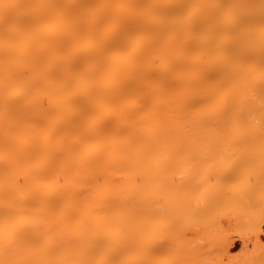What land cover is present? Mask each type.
<instances>
[{"label":"bare ground","instance_id":"obj_1","mask_svg":"<svg viewBox=\"0 0 264 264\" xmlns=\"http://www.w3.org/2000/svg\"><path fill=\"white\" fill-rule=\"evenodd\" d=\"M221 150L264 169V0H0V264H147L149 163Z\"/></svg>","mask_w":264,"mask_h":264},{"label":"rangeland","instance_id":"obj_2","mask_svg":"<svg viewBox=\"0 0 264 264\" xmlns=\"http://www.w3.org/2000/svg\"><path fill=\"white\" fill-rule=\"evenodd\" d=\"M242 151L245 152L239 150L241 154ZM247 152L246 149L245 153ZM197 154V157L195 154L194 157L185 154L172 157L170 155L155 156L161 160V164L154 168L151 167V163L148 165V174H152L153 169H156L154 172L161 179H159L160 182H157L158 186L164 179H173L178 182L181 179L180 183L186 180L191 181V184L194 183V193L192 194L195 197H192V200L195 203L188 196L189 192L190 196H193L191 195L193 190L186 193V189L191 185L189 187L187 185L188 188L186 187L185 190L179 189V187L178 190L174 187H172L174 190H168L162 189L165 187L162 184L161 189H159L160 187L159 190L157 189V194H153L155 191L152 192L154 186L150 179L145 188L147 189L148 206L147 219H145L147 221L145 222L147 264H247V262L264 264V169L258 166L255 161V163L248 161L246 164L240 165L247 158H245L246 156H236L239 155L236 152L234 155L236 159L242 160L240 163L236 161L240 168L236 174H229L230 172L226 173V170L227 168L230 170L232 167L227 165L233 158L230 157V154L222 151L219 155L211 154L207 158L206 156L200 158ZM241 157L243 158L241 159ZM193 159L202 162L191 163ZM261 159L262 157L258 158L259 161ZM219 165L221 166V175L216 172ZM207 172H209V184L206 187L205 181L203 180V182L202 179L206 180ZM151 174L150 177H152ZM254 183L256 185H253ZM203 189H209L208 192L211 193H216V191L222 193L219 197L205 203L201 197V193L206 192ZM186 194L191 203L196 205V207H190L195 210V215H193V211V214H188V218H186L187 214L183 215L184 210L181 212L183 216L178 215L179 211H182L179 209L180 206L174 208L177 205L176 200H180L179 197ZM186 201L188 200L186 199ZM197 201L200 205L198 209H196ZM180 202L177 200V203ZM184 203H180V205L182 206ZM191 203H189L190 206H193ZM188 206L186 205L187 209ZM176 215L180 217L177 218ZM192 216L195 217L192 218ZM186 242H191L194 249L193 245L188 249L189 247L186 246L189 244ZM197 245L202 247L199 248ZM192 254L195 258H192Z\"/></svg>","mask_w":264,"mask_h":264}]
</instances>
